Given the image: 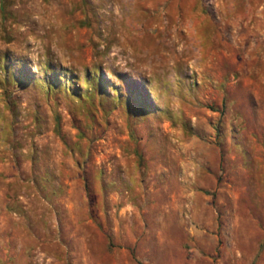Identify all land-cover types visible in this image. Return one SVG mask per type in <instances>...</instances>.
Returning a JSON list of instances; mask_svg holds the SVG:
<instances>
[{
	"label": "rangeland",
	"instance_id": "1",
	"mask_svg": "<svg viewBox=\"0 0 264 264\" xmlns=\"http://www.w3.org/2000/svg\"><path fill=\"white\" fill-rule=\"evenodd\" d=\"M0 264H264V0H0Z\"/></svg>",
	"mask_w": 264,
	"mask_h": 264
}]
</instances>
